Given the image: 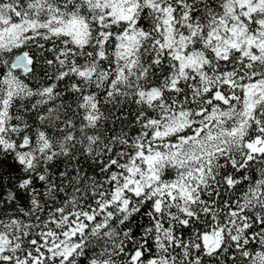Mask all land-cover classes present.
Wrapping results in <instances>:
<instances>
[{
	"label": "snow or ice",
	"instance_id": "6c2138e0",
	"mask_svg": "<svg viewBox=\"0 0 264 264\" xmlns=\"http://www.w3.org/2000/svg\"><path fill=\"white\" fill-rule=\"evenodd\" d=\"M0 264H264V0H0Z\"/></svg>",
	"mask_w": 264,
	"mask_h": 264
}]
</instances>
